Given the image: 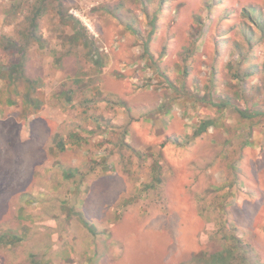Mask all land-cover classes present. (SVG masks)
Masks as SVG:
<instances>
[{
    "label": "rangeland",
    "instance_id": "obj_1",
    "mask_svg": "<svg viewBox=\"0 0 264 264\" xmlns=\"http://www.w3.org/2000/svg\"><path fill=\"white\" fill-rule=\"evenodd\" d=\"M251 4L264 0H0V65L21 56L6 38L25 45L45 11L24 70L47 101L27 119L0 104V264H206L198 253L232 232L236 264H264V90L229 63ZM60 10L87 27L88 46L71 42ZM248 54L263 62L264 43Z\"/></svg>",
    "mask_w": 264,
    "mask_h": 264
},
{
    "label": "trees",
    "instance_id": "obj_2",
    "mask_svg": "<svg viewBox=\"0 0 264 264\" xmlns=\"http://www.w3.org/2000/svg\"><path fill=\"white\" fill-rule=\"evenodd\" d=\"M221 3V0H218V4ZM211 5V3H208ZM43 11L42 6H37L33 11V16L30 17V31L26 33L28 37V42L32 39L34 41L43 42L44 39L37 34L38 30V19L42 16ZM234 11L226 10L220 17L222 20L228 19ZM240 19L238 22L232 25L237 28L235 37H232V54H237V58L233 57L229 60V63L232 67L231 74L235 79L247 82L251 77L260 76V80L255 85H249L260 91L264 90V61L256 62L254 59L249 58V54L256 47L264 43V4H251L243 6L240 13ZM59 18L61 22L68 26H71L73 29V35L71 37L74 43L82 42L84 45L88 46V30L87 27L76 18L74 15H66L62 10L59 11ZM228 32L225 30L220 33V36H226ZM6 43L17 45L19 44L21 56L17 62L10 63L7 65H0V79L4 81L5 87L0 93V104L4 107H18L19 117L27 119L30 115L38 113L41 111L47 101L44 99L42 94L38 93L40 87V79L29 78L24 70V62L27 48L26 46L29 43L26 41L25 45L19 43L12 38H6ZM220 39V38H218ZM224 41H228V37H223ZM90 51L88 56H91L90 59L94 66L98 70L104 69L106 66L105 57L98 50L97 47H89ZM71 92L65 91L62 96H68L67 101L71 100ZM210 105L217 107V111L221 112L224 108V103H210ZM241 119H248L252 116L250 112L246 109H237ZM214 125V119L208 118L203 120L199 126L193 131L191 135H187L184 141L179 137H174L172 143L175 145L183 146L189 140L201 136L206 132L209 127ZM56 146L60 151L66 150L67 142L65 139L60 138L56 141ZM75 175L73 169H67L64 171V177L69 179ZM84 223L88 226V223L84 220ZM224 231V227H219ZM233 229V228H232ZM219 234V233H216ZM222 237L219 238L222 241V249L216 251L212 255H206L204 252H199L198 257L202 259L206 264H236V260L239 259L240 250L244 248L242 240L235 235V233H222ZM218 238V236H216ZM238 253V254H237Z\"/></svg>",
    "mask_w": 264,
    "mask_h": 264
}]
</instances>
